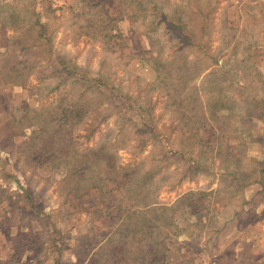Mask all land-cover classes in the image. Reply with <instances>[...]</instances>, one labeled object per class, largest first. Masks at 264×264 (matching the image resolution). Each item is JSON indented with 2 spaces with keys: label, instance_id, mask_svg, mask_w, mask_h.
Listing matches in <instances>:
<instances>
[{
  "label": "rangeland",
  "instance_id": "1",
  "mask_svg": "<svg viewBox=\"0 0 264 264\" xmlns=\"http://www.w3.org/2000/svg\"><path fill=\"white\" fill-rule=\"evenodd\" d=\"M37 23L46 24L42 36ZM7 67L0 74V264L94 258L91 236L100 241L119 223V206L137 201L120 179L93 167L110 164L146 180L159 205L181 202L170 248L195 234L213 246L205 256L219 253L217 242L223 261L233 255L226 246L233 226L257 219L241 215V189L240 215L231 221L234 181L264 174V0H0V69ZM36 113L65 122L55 145L69 146L75 158L23 143L30 130L17 122ZM27 152L41 157L27 160ZM86 161L88 171L70 172ZM240 248L245 256L253 250Z\"/></svg>",
  "mask_w": 264,
  "mask_h": 264
},
{
  "label": "trees",
  "instance_id": "2",
  "mask_svg": "<svg viewBox=\"0 0 264 264\" xmlns=\"http://www.w3.org/2000/svg\"><path fill=\"white\" fill-rule=\"evenodd\" d=\"M37 24H39L40 26V35H44L46 31V24ZM188 35L190 36V34ZM180 37L185 45H190L193 43V41H191V38H189L187 34H181ZM4 47L7 48L6 45H4ZM7 70L9 71V67L1 68V76L6 77ZM11 71L16 74L15 77H20V75H18L17 69L12 67ZM68 73L70 74L71 72L69 71ZM15 77H13L12 79H14ZM21 86L24 87V82H21ZM74 112L75 110L73 111V113ZM78 114L80 115L81 113ZM67 116L69 115L67 114ZM43 118V115L36 113V115H33L31 118L25 117L17 122L21 126L20 131L21 128L22 130H30V134L28 135L27 140H24L23 143L27 144L29 149L35 150L36 148H38V150L43 153H50L54 151L65 153L64 150L66 149L68 152V155L66 157L69 158L71 155H73V157L75 158V151L72 153L69 146H66L62 151L61 148H57L55 145L57 137L60 136L62 130H65L63 127L64 124H62L65 122L60 123L61 119L59 120L52 118L41 121V119ZM57 120L58 122H56ZM19 134L20 133H6L5 135L16 137ZM34 155L35 154H29V152H27L26 159L34 160L38 157H41L39 156L41 154H38V157L36 156L37 158H34ZM84 156H87V154H85ZM97 159H99L98 161H102L103 159H105V157L100 156L97 157ZM110 159L111 158L107 156V160ZM87 163L88 161H86L85 165H75L73 162L72 168H70L69 170L70 172L73 171V169L78 171H88L89 165ZM93 167H95L97 171L102 173L103 176L110 178L112 181L114 180L115 183H119L117 179H120L123 183L124 188L127 191H132L133 194L137 196L135 198L137 201L130 207V209L127 207H122L121 205L119 206V211H117L119 214V223L114 229L103 234L102 236L104 237H102L100 241L95 240V238L99 236L98 234L95 233L91 236V240H93V243H91L90 248L94 250V258H92L87 264H165L162 262L159 256L168 251L170 249L169 243H172L174 238L180 235V233L178 232L179 223L177 220L179 214L177 213L176 209L181 202H176L171 206L159 205V202H157L156 198L150 196L149 183H147L146 180H139L138 178L130 177L126 173H121V169L116 164H110L108 166L105 165V167L101 165ZM67 175L68 172L66 173L65 177ZM128 180L132 182L131 187H128L126 184V181ZM235 184H238L239 187H241L240 190L242 189L243 184L239 183V181H234L233 186H235ZM140 187H144L145 192H142V189H140ZM233 191L234 192L231 193L232 196L230 198L234 199L237 203V206H239L237 197V193L239 191ZM25 193V196L31 202L30 207L34 209L35 204L33 203V198L30 197V194L27 191H25ZM186 198L190 201L191 204H193L195 201L193 193H188L186 195ZM190 208H192L191 217L193 218V220H195L196 217L198 219V212L194 211L192 205L190 206ZM140 209H142L143 211H139ZM155 210L159 212L158 215L154 214ZM236 211L238 210L236 209ZM204 218L210 220L211 214L208 213ZM155 220H157V227L151 228L150 225L151 223L155 222ZM168 224L171 225L169 226L170 228H165V225ZM198 227L200 228L201 226ZM156 228H158V231H156ZM54 229H57V227H54ZM207 230L209 232H215L214 228H208ZM200 238L201 237H197V235L194 234L193 239L188 240L190 241V247L195 252L201 249L199 244L205 245L200 240ZM95 242L96 244L93 246Z\"/></svg>",
  "mask_w": 264,
  "mask_h": 264
},
{
  "label": "crops",
  "instance_id": "3",
  "mask_svg": "<svg viewBox=\"0 0 264 264\" xmlns=\"http://www.w3.org/2000/svg\"><path fill=\"white\" fill-rule=\"evenodd\" d=\"M247 1L254 3V0H245V2ZM232 188L233 190L239 191L241 187L235 184ZM243 192L246 201L241 215L245 216L253 212V216L257 219L247 223H243L242 221L241 225L233 226L234 230L229 235V241L226 242V246L232 249L231 253L233 255L231 257L227 255V260L223 261L226 255H222L220 247H218L220 246L218 242L215 246L219 253L216 252L217 254L214 255L211 253V257H208L204 255V252H208L207 247L213 249V246L199 244L201 249L195 252L190 247V241H184V243H178L173 249L170 248L172 250H168L164 254L162 262L165 264H173V262L183 263L185 260V264H202L203 261H207L206 264H264V174L257 179L250 178V181L246 185H243ZM232 206L234 208L231 213V221H234L240 215L236 211L237 204L234 199ZM246 245H250L253 249L250 255L246 254L247 256H245L244 252L243 254L241 253L242 249L240 248L246 247ZM185 250L187 253H185Z\"/></svg>",
  "mask_w": 264,
  "mask_h": 264
}]
</instances>
